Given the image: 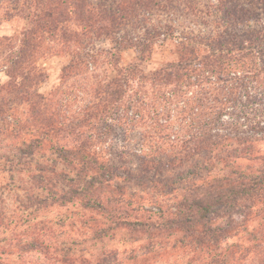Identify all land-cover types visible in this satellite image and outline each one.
<instances>
[{
	"label": "trees",
	"instance_id": "1",
	"mask_svg": "<svg viewBox=\"0 0 264 264\" xmlns=\"http://www.w3.org/2000/svg\"><path fill=\"white\" fill-rule=\"evenodd\" d=\"M104 2H8L5 19L26 27L0 33V174L18 217L0 264H264V0ZM153 11L197 29H165ZM161 35L177 58L148 69ZM51 53L68 61L44 93ZM150 115L157 140L136 168L97 150L113 120ZM54 208L68 213L58 230L19 227Z\"/></svg>",
	"mask_w": 264,
	"mask_h": 264
},
{
	"label": "rangeland",
	"instance_id": "2",
	"mask_svg": "<svg viewBox=\"0 0 264 264\" xmlns=\"http://www.w3.org/2000/svg\"><path fill=\"white\" fill-rule=\"evenodd\" d=\"M11 0H0V33L4 35L16 36L19 37L21 32L26 27L25 23L21 19L16 20H6L5 12L9 7V3ZM101 1V0H95ZM104 2V0H102ZM115 0H107L104 2L106 5L112 3ZM152 20L154 22L162 23L164 28L167 29L169 25L177 27L178 33L181 32H192L193 29L196 30V24L192 22V19L186 17L185 15L180 16L173 14L161 12V11H153L151 13ZM176 18L174 24L173 20ZM147 26H143L141 31L136 30L139 36H142L145 33V28ZM131 28V27H129ZM130 35L134 33L133 29H130ZM129 32V31H128ZM97 49L101 48H110L111 42L106 39L98 40L97 43L94 44ZM44 57L39 59V64L42 66L49 74V79L42 87V91L44 93H49L54 90L60 83L61 71L62 67L68 61V57L58 55V53H51L48 55H43ZM136 54L133 50H130L123 54V63L133 60ZM105 57V56H103ZM177 58L176 55V42L172 39H165L164 35L158 37L155 41V51L153 52L150 59L145 62V67L148 69H154L160 67L162 64L175 60ZM2 59L0 61V83H4L7 81V76L5 74L4 63ZM105 60V59H103ZM107 60V59H106ZM97 74L100 77H112L115 72L110 68L108 64H102L97 68ZM98 76V77H99ZM78 81V80H77ZM70 89V86H69ZM75 92V93H74ZM71 94V101L73 103V110H78L81 105L84 104L85 99L79 97L76 90ZM82 93H80L81 96ZM125 117V116H124ZM136 119L129 120V124L123 123V121H114L113 120V131L108 135L106 141H99L97 150L106 155L107 157H122L126 160L133 168H136L138 155L144 154L149 151L150 144L152 141L157 140V136L153 133V122L156 121L155 118L146 116L144 120L139 121L138 117ZM173 119L175 117H172ZM110 121V120H109ZM112 122V120H111ZM102 130H105L103 128ZM150 133L151 136L147 134ZM183 132L179 133L178 136L181 137ZM105 140V139H104ZM143 150V151H142ZM7 179H4V175L0 174V210L1 212L2 222L0 225V257L8 258L12 262V253H8L3 248H7L12 250L10 239L12 238V227L17 225L18 217L13 213L16 208V204H12V191L6 188ZM64 214H68L65 209L54 208L48 212L40 211L37 215H32L30 221L24 220V224L19 227H27L31 224H35L39 221H44L45 224L47 221H50V226L56 228L58 230L60 228V224L62 223V217ZM67 220H70L68 218ZM61 222V223H60ZM70 231V230H69ZM4 236H8V239H5ZM116 242H120L119 246L123 249L128 245L127 242L118 240ZM115 242V243H116ZM97 247L94 248L96 250ZM3 249V250H2ZM3 251V254L1 253ZM9 254V255H8ZM171 258V257H170Z\"/></svg>",
	"mask_w": 264,
	"mask_h": 264
}]
</instances>
